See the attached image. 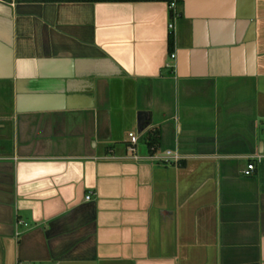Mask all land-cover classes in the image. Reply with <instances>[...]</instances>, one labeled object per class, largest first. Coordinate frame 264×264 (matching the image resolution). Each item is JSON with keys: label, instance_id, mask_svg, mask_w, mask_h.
I'll list each match as a JSON object with an SVG mask.
<instances>
[{"label": "crops", "instance_id": "crops-1", "mask_svg": "<svg viewBox=\"0 0 264 264\" xmlns=\"http://www.w3.org/2000/svg\"><path fill=\"white\" fill-rule=\"evenodd\" d=\"M171 2L0 0V264H264V0Z\"/></svg>", "mask_w": 264, "mask_h": 264}, {"label": "built area", "instance_id": "built-area-1", "mask_svg": "<svg viewBox=\"0 0 264 264\" xmlns=\"http://www.w3.org/2000/svg\"><path fill=\"white\" fill-rule=\"evenodd\" d=\"M170 10H171V16H172V20L169 24V30L170 33L175 35V31H176V26H177V21L180 19L181 17V13L178 10V0H172V2L170 3ZM171 60H175L176 59V54L175 52L170 56ZM168 66H170L168 64ZM139 142V135L137 133H130L129 134V151L132 152L134 154V157L136 159H138V155H137V145ZM154 150V149H152ZM159 159L165 163H171V162H179L180 161V156L177 154H173L172 152L168 151L166 152L164 155L159 156ZM256 169V166L254 163L249 164L248 168L246 170H244V174L246 176H251L254 171ZM91 196L87 197V200H90ZM20 225H24L27 226V224L23 221H19L18 222ZM19 264H26V263H19Z\"/></svg>", "mask_w": 264, "mask_h": 264}, {"label": "water", "instance_id": "water-1", "mask_svg": "<svg viewBox=\"0 0 264 264\" xmlns=\"http://www.w3.org/2000/svg\"><path fill=\"white\" fill-rule=\"evenodd\" d=\"M149 120V113L148 112H140L139 113V120H138V133L142 134L145 129L149 126L147 121Z\"/></svg>", "mask_w": 264, "mask_h": 264}, {"label": "trees", "instance_id": "trees-1", "mask_svg": "<svg viewBox=\"0 0 264 264\" xmlns=\"http://www.w3.org/2000/svg\"><path fill=\"white\" fill-rule=\"evenodd\" d=\"M172 36H173V34H172ZM173 46H174V42L172 41L171 42V48L169 50V57L174 53L173 52L174 51ZM148 139H149V145H150L151 150L154 149L152 151L156 153V151L158 149V145H156L157 143H156V137H155V135H149V138Z\"/></svg>", "mask_w": 264, "mask_h": 264}]
</instances>
